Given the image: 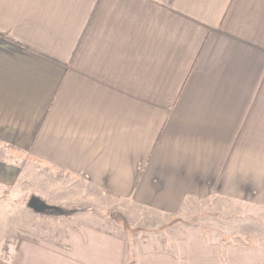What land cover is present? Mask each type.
<instances>
[{
	"label": "crops",
	"instance_id": "crops-1",
	"mask_svg": "<svg viewBox=\"0 0 264 264\" xmlns=\"http://www.w3.org/2000/svg\"><path fill=\"white\" fill-rule=\"evenodd\" d=\"M21 155L165 215L264 206V0H0V200ZM46 231L19 264H264V237Z\"/></svg>",
	"mask_w": 264,
	"mask_h": 264
},
{
	"label": "rangeland",
	"instance_id": "rangeland-1",
	"mask_svg": "<svg viewBox=\"0 0 264 264\" xmlns=\"http://www.w3.org/2000/svg\"><path fill=\"white\" fill-rule=\"evenodd\" d=\"M18 159V181L1 192L0 231L4 239L0 234V257L14 258L16 230L24 228L28 233L32 227H44L51 234L53 229L57 232L65 226L89 224L123 236L131 246L172 240L192 227L220 241L264 237V206L211 196L188 200L176 215H165L46 168L27 156ZM5 238L10 240V251Z\"/></svg>",
	"mask_w": 264,
	"mask_h": 264
},
{
	"label": "trees",
	"instance_id": "trees-1",
	"mask_svg": "<svg viewBox=\"0 0 264 264\" xmlns=\"http://www.w3.org/2000/svg\"><path fill=\"white\" fill-rule=\"evenodd\" d=\"M59 172H62V171H59ZM8 249V248H7ZM0 264H19L18 263V260H17V257L15 258H6L5 256H3V257H0ZM125 264H135V262H134V260H133V258H129L126 262H125Z\"/></svg>",
	"mask_w": 264,
	"mask_h": 264
}]
</instances>
